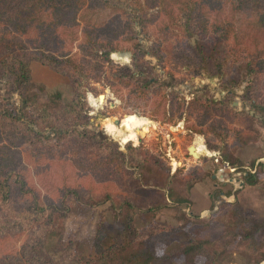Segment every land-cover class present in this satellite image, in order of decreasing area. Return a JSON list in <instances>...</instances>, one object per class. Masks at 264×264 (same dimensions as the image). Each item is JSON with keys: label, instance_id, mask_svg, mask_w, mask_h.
I'll use <instances>...</instances> for the list:
<instances>
[{"label": "trees", "instance_id": "trees-1", "mask_svg": "<svg viewBox=\"0 0 264 264\" xmlns=\"http://www.w3.org/2000/svg\"><path fill=\"white\" fill-rule=\"evenodd\" d=\"M223 1L230 18L212 16L209 0H0V79L18 82L16 89L0 92V243L17 242L0 254V264H175L179 258L182 264H198V258L216 264L231 250L245 257L246 264L264 262V219L246 216L237 199L220 205L208 222L205 229L218 230L216 238H198L202 229L195 230L193 237L159 254L156 244L169 246L181 229L155 223L144 231L135 219L161 207L190 203V190L214 173L201 164L183 174L171 173L142 145L128 142L123 152L116 141L88 128L85 98L88 92L96 94L98 84L125 105L139 107V115L160 123L183 120L188 133L202 135L206 148L218 153L202 158L203 162L213 169L223 163L238 170L242 164L234 156L235 147L256 143L255 126L264 122V97L259 91L263 79L252 77L264 74V49L244 48L234 15L264 6V0ZM145 9L152 10L150 17ZM103 11L116 13L122 22L110 28L88 18ZM261 20L264 23L263 16ZM78 30L80 56L46 51L47 41L56 34L76 37ZM21 35L36 39V46L30 48ZM140 35L151 41L147 52L156 65L168 68L170 83L153 75ZM119 41L127 42L125 50L131 53L130 66H122L123 70L109 56L123 51ZM31 61L69 78L72 96L67 102L58 93L38 100L45 87L32 80ZM233 71L247 81L243 98L253 104L252 115L237 111L229 100L239 87L227 79ZM178 74L221 79L225 98L197 94L186 101L171 89L185 81ZM13 92L18 104L11 98ZM66 162L81 175L78 181L57 187L52 197L44 198L34 178L23 171L24 165L37 173ZM253 167L254 172L244 176V186L264 180L262 165ZM141 191L153 196L146 209L141 207L147 200L140 197ZM115 194L122 197L115 210V228L110 234L102 212L93 240L94 259L78 253L76 241L64 243L65 220L75 203L97 207Z\"/></svg>", "mask_w": 264, "mask_h": 264}, {"label": "rangeland", "instance_id": "rangeland-1", "mask_svg": "<svg viewBox=\"0 0 264 264\" xmlns=\"http://www.w3.org/2000/svg\"><path fill=\"white\" fill-rule=\"evenodd\" d=\"M209 7L212 16L217 19L230 18L231 13L228 10L227 5L223 0H209ZM152 10L145 9L143 13L146 17H150ZM264 17V6L256 5L251 9H247L234 15L237 31L240 41L246 50L254 48L264 49V23H262L261 17ZM78 17V16H77ZM91 22L97 21L103 27H116L122 19L116 13L110 11H103L100 14L90 15L88 17ZM152 26L150 30L152 31ZM76 37L71 36L68 32L65 34H56L54 39H49L46 43V51L57 55L61 52L69 51L70 54H79L78 44L80 30L76 32ZM140 46L145 52V60L149 61L154 66V76L160 81L170 83V78L167 75V67L162 68L160 65H156V60L149 56L147 48L151 41L147 40L144 35L139 36ZM30 48L36 46V39L31 37L24 38L19 37ZM123 46V51L114 55L116 60L110 56L115 64L120 66H130L131 53L126 51L127 42L119 41ZM113 54V53H112ZM127 57V58H126ZM123 62H127V65H123ZM30 70L32 80L44 85L45 89L39 91L38 100L43 102L47 99L48 93H58L62 102H67L72 96V87L67 76L58 74L39 62L31 61ZM183 70V69H182ZM181 70V71H182ZM132 71H135L134 69ZM184 72V71H183ZM178 77H185V81L174 85L171 89L177 90V93L185 97L186 101L190 100L197 94H203L212 99L218 100L225 98L226 91L222 90V82L219 78H204L185 76L184 74H178ZM253 78H261L260 94L264 97V74L262 76H256L253 74ZM227 79L229 82L237 81L239 87H236L233 91L232 105L237 111L244 110L252 115L253 104L247 99L243 98L244 85L247 83L244 77L238 74L237 71H233ZM234 86V85H233ZM18 82L14 78L0 79V92L2 94L7 93L10 89H16ZM96 88V94L87 93L86 103L88 105V113L90 115L88 128L99 134L100 137H109L113 141H116L123 152H126L125 145L130 142L133 146L142 145L148 149L151 153L162 159L165 164L170 168L171 173L178 171L183 174L189 169L195 166L207 167L206 171L214 173L213 175H224L227 172L228 167L226 164L218 163L216 169L208 162H203L201 159L204 157H217L218 153L215 151H209L205 146V139L202 135L190 134L184 127V121H171L169 123H160L151 119L150 117L139 115L141 110L139 107L127 106L124 101H120L108 88H104L98 84H94ZM231 92V91H228ZM11 98L15 104H18V94L16 92L11 93ZM252 113V114H251ZM138 121L137 127L134 129L135 137L119 141L112 136V133L123 128L127 120ZM120 120L119 125H115V121ZM134 121V122H135ZM262 126H255L257 141L254 144H250L243 147H235L234 156L241 160V164H245L249 167H253L251 162L257 156L264 157V122ZM67 164L64 166L54 167L45 166L42 170L38 169L36 173L34 168L30 165H24L23 171L26 176L29 175L34 178L36 187L41 191L42 196L52 197L57 187L62 186L64 183H68L70 180L78 181L81 173L72 172V167ZM55 169V171H53ZM236 169V168H230ZM22 170V169H21ZM239 170V169H238ZM77 175H76V174ZM212 175V176H213ZM210 178H204L201 182L197 183V186L201 190H207L210 187ZM194 186V187H195ZM193 187V188H194ZM192 190V189H191ZM140 197H147V200L141 206L142 209H146L152 204L150 200L153 198L149 191H141ZM190 200V198H189ZM215 199H212L214 201ZM122 202V197L118 194L113 195L111 201L104 205L97 207H87L85 205L75 203L68 213L65 220V230L63 235L64 243L68 241L77 242V252L87 255L89 258L94 259L95 253L93 248V240L95 236L96 226L99 222L102 212L105 213L104 220L107 222L110 234L113 233L115 228L116 213L115 210ZM214 203V202H213ZM212 207V206H211ZM213 218L210 220L205 216L200 215V211L192 206V203L184 206H169L161 207L156 212L146 214L142 217L135 219L136 225L141 230H147L152 224L161 223L173 227H179L181 232L175 237L172 244L169 246L158 243L156 244V250L159 254L168 250L169 248L177 247L182 241L188 237H193L195 230L202 229L197 236L198 238H216L219 231L216 229H205ZM17 246V242L12 240H6L0 243V254L7 251L12 247ZM235 250H231L230 255L220 257L216 264H246L245 257L237 256ZM198 264H205L202 258L196 260ZM175 264H182V258L175 261Z\"/></svg>", "mask_w": 264, "mask_h": 264}, {"label": "crops", "instance_id": "crops-1", "mask_svg": "<svg viewBox=\"0 0 264 264\" xmlns=\"http://www.w3.org/2000/svg\"><path fill=\"white\" fill-rule=\"evenodd\" d=\"M258 163L262 165L264 170L263 156L255 157L251 165L255 166ZM253 170V167L243 164L239 170L227 168V172L225 171L223 176L215 175L214 178L211 176L210 187L207 190H201L197 186L190 190L189 198L192 206L200 211L202 217L205 216L211 220L220 205L237 199L246 216L264 219V180L254 186H244L246 172L253 173ZM213 191L218 193L210 196L209 193ZM214 196L216 198L212 201Z\"/></svg>", "mask_w": 264, "mask_h": 264}, {"label": "bare ground", "instance_id": "bare-ground-1", "mask_svg": "<svg viewBox=\"0 0 264 264\" xmlns=\"http://www.w3.org/2000/svg\"><path fill=\"white\" fill-rule=\"evenodd\" d=\"M114 55H119L117 53L112 54V58L114 59ZM135 121V120H134ZM132 120H127L123 126V128H119L112 133V136L119 141H125L135 137L134 129L137 127V120L134 122Z\"/></svg>", "mask_w": 264, "mask_h": 264}, {"label": "water", "instance_id": "water-1", "mask_svg": "<svg viewBox=\"0 0 264 264\" xmlns=\"http://www.w3.org/2000/svg\"><path fill=\"white\" fill-rule=\"evenodd\" d=\"M109 56H112V53H109ZM122 64H123V65H127V62H123ZM251 114H252V113H251ZM119 122H120V120H116V121H115V125L118 126V125H119ZM212 177L214 178L215 175H213Z\"/></svg>", "mask_w": 264, "mask_h": 264}, {"label": "built area", "instance_id": "built-area-1", "mask_svg": "<svg viewBox=\"0 0 264 264\" xmlns=\"http://www.w3.org/2000/svg\"><path fill=\"white\" fill-rule=\"evenodd\" d=\"M252 168V167H251ZM253 169H254V167H253ZM251 171V170H250ZM253 172H254V170H253Z\"/></svg>", "mask_w": 264, "mask_h": 264}]
</instances>
